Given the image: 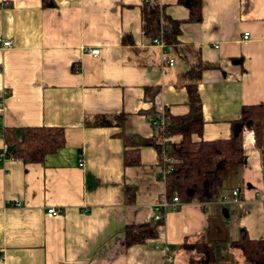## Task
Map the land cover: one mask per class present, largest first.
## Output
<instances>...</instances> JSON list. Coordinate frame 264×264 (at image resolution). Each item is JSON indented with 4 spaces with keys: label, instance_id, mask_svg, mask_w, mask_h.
<instances>
[{
    "label": "crops",
    "instance_id": "crops-1",
    "mask_svg": "<svg viewBox=\"0 0 264 264\" xmlns=\"http://www.w3.org/2000/svg\"><path fill=\"white\" fill-rule=\"evenodd\" d=\"M54 1L0 0V37L12 40L0 47V264H192L198 256L187 244L200 236L216 246L214 264H244L230 245L239 228L264 237V175L251 129L243 132V163L216 199L181 198L156 237L125 245L126 224L153 220V203L165 191L163 165L151 145L138 146V164H124L123 151L133 146H124L121 127L84 119L124 112V131L150 136L154 117L145 110L186 113L183 74L201 59L212 65L198 80L204 125L192 139L228 137L243 104L264 102V0H202L199 21L188 20L178 0H159L183 19L181 51L143 33L142 0ZM163 51L174 64L161 62ZM151 85L159 86L153 100L145 90ZM39 125L62 126L64 145L42 161L4 153V127ZM126 184L135 187L132 202Z\"/></svg>",
    "mask_w": 264,
    "mask_h": 264
},
{
    "label": "trees",
    "instance_id": "trees-1",
    "mask_svg": "<svg viewBox=\"0 0 264 264\" xmlns=\"http://www.w3.org/2000/svg\"><path fill=\"white\" fill-rule=\"evenodd\" d=\"M188 8V20L199 21L202 18V0H178ZM43 6L55 5L54 0H42ZM142 31L146 36H161L164 45L183 50L177 38L183 19H176L164 11L159 0H142L140 4ZM212 64L197 60L184 71L187 78L188 110L183 114H172L166 108L158 110L151 106L145 110L150 116L159 120L154 124L150 136L124 131L127 114H95L86 116L84 123L94 126L117 125L121 127L119 136L124 146V164L140 162L139 145L154 146L158 152L161 165L164 157L173 159L171 168L164 175L165 193L168 197L177 194L186 201L206 202L216 199L226 178L237 169L244 160L243 132L246 128L254 134V144L260 150L261 165L264 175V102L243 104L239 117L230 121V134L226 138L193 140L192 134H202L204 125L202 100L198 89V80L204 68ZM146 97L152 100L159 91V86H146ZM150 91V93H149ZM150 95V96H149ZM163 120V121H161ZM179 133L182 139L178 142L167 140L172 134ZM2 136L7 146L5 154L19 157L24 161H42L46 154L56 151L64 145L62 126H23L15 128L6 126ZM264 191V190H263ZM135 187L126 184L124 198L126 202L134 200ZM163 219L141 223H130L124 226V243L144 242L158 235V224ZM237 248L244 264H264V237L253 238L244 226L239 228V236L230 242ZM187 246L194 249L197 258L192 264H214L217 257L216 246L200 236Z\"/></svg>",
    "mask_w": 264,
    "mask_h": 264
},
{
    "label": "built area",
    "instance_id": "built-area-1",
    "mask_svg": "<svg viewBox=\"0 0 264 264\" xmlns=\"http://www.w3.org/2000/svg\"><path fill=\"white\" fill-rule=\"evenodd\" d=\"M243 37L244 38L248 37V31L244 32ZM152 41H154L157 44H160L161 46L164 45V42H163L160 35L152 37ZM11 43H12L11 39H3L2 37H0V47L1 48L9 46ZM87 50L89 53H92V54H98L100 52L99 47H90ZM161 62L165 63V64L172 65V64H174L175 59L172 56H169L166 51H163L161 54ZM2 105H3V96L0 95V110L2 109ZM158 121L159 120H157L155 118L152 119L153 124L158 123ZM161 121H163V120H161ZM163 161H164V164H163V177H164L165 173L171 168V164L173 162V159L169 156H165ZM82 163L83 162L80 161L79 164L81 165ZM232 194H233V197L235 200L239 199V189L238 188L233 189ZM180 201H181V198L179 195L173 194L171 197H168L166 195L165 191L162 192L159 195V197L156 199V201L153 203L152 218L154 220L163 219L166 211L169 208L175 207L178 203H180ZM222 201H227V197H223ZM19 204H20L19 200L14 201V205H19ZM47 210L49 213H51L53 215H55L59 212L58 209H56L54 207H49ZM167 260L170 261L171 257H168Z\"/></svg>",
    "mask_w": 264,
    "mask_h": 264
},
{
    "label": "water",
    "instance_id": "water-1",
    "mask_svg": "<svg viewBox=\"0 0 264 264\" xmlns=\"http://www.w3.org/2000/svg\"><path fill=\"white\" fill-rule=\"evenodd\" d=\"M224 213L227 215V212H226V210L224 209Z\"/></svg>",
    "mask_w": 264,
    "mask_h": 264
},
{
    "label": "rangeland",
    "instance_id": "rangeland-1",
    "mask_svg": "<svg viewBox=\"0 0 264 264\" xmlns=\"http://www.w3.org/2000/svg\"><path fill=\"white\" fill-rule=\"evenodd\" d=\"M238 251V250H237Z\"/></svg>",
    "mask_w": 264,
    "mask_h": 264
}]
</instances>
